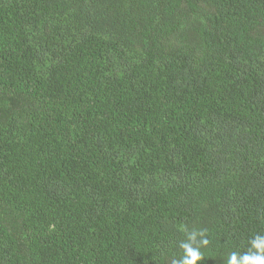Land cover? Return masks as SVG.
<instances>
[{"label":"trees","instance_id":"obj_1","mask_svg":"<svg viewBox=\"0 0 264 264\" xmlns=\"http://www.w3.org/2000/svg\"><path fill=\"white\" fill-rule=\"evenodd\" d=\"M193 231L197 264L264 237V0H0V264Z\"/></svg>","mask_w":264,"mask_h":264},{"label":"clouds","instance_id":"obj_2","mask_svg":"<svg viewBox=\"0 0 264 264\" xmlns=\"http://www.w3.org/2000/svg\"><path fill=\"white\" fill-rule=\"evenodd\" d=\"M197 235L203 237V232L197 233L195 231L188 233L187 240L181 241L179 247L183 250V256L174 261L173 264H197V261L203 259V254L200 251L201 246H206L209 241L201 238L199 245L193 247L196 243ZM252 249L256 251L253 252ZM227 264H264V237L257 236L251 241V248L242 256L238 257L236 252L229 254Z\"/></svg>","mask_w":264,"mask_h":264}]
</instances>
